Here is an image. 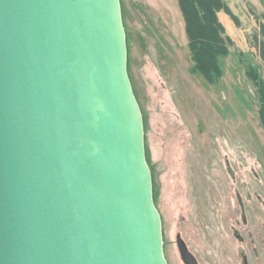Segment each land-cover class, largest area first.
Returning <instances> with one entry per match:
<instances>
[{
	"label": "water",
	"instance_id": "water-1",
	"mask_svg": "<svg viewBox=\"0 0 264 264\" xmlns=\"http://www.w3.org/2000/svg\"><path fill=\"white\" fill-rule=\"evenodd\" d=\"M0 264H167L120 0H0Z\"/></svg>",
	"mask_w": 264,
	"mask_h": 264
},
{
	"label": "rangeland",
	"instance_id": "rangeland-1",
	"mask_svg": "<svg viewBox=\"0 0 264 264\" xmlns=\"http://www.w3.org/2000/svg\"><path fill=\"white\" fill-rule=\"evenodd\" d=\"M225 1L234 44L213 84L191 73L177 0H120L167 264H184L177 235L198 264H264V113L247 68L264 80L253 38L264 0Z\"/></svg>",
	"mask_w": 264,
	"mask_h": 264
},
{
	"label": "trees",
	"instance_id": "trees-1",
	"mask_svg": "<svg viewBox=\"0 0 264 264\" xmlns=\"http://www.w3.org/2000/svg\"><path fill=\"white\" fill-rule=\"evenodd\" d=\"M177 5L184 21L188 49L194 62L191 73L202 74L205 78L215 76L217 78L213 84H216L222 77L219 58L227 56L230 47L234 44V40L226 33L219 17L220 12L230 14L228 4L225 0H177ZM232 16L238 21L236 15L232 14ZM257 20L258 29L253 38L264 63V12L257 15ZM253 47L254 45L251 48ZM247 68L250 77L252 78L251 74H254L257 78V94L261 105L259 113L260 111L264 113V80L254 67L250 65ZM260 119L264 128V118L260 116Z\"/></svg>",
	"mask_w": 264,
	"mask_h": 264
},
{
	"label": "flooded vegetation",
	"instance_id": "flooded-vegetation-1",
	"mask_svg": "<svg viewBox=\"0 0 264 264\" xmlns=\"http://www.w3.org/2000/svg\"><path fill=\"white\" fill-rule=\"evenodd\" d=\"M189 250V249H188ZM190 251V250H189ZM191 252V251H190ZM195 257V256H194Z\"/></svg>",
	"mask_w": 264,
	"mask_h": 264
}]
</instances>
